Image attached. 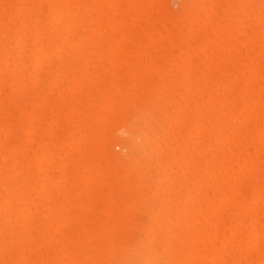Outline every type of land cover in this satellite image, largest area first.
<instances>
[{
  "label": "bare ground",
  "instance_id": "6f19581e",
  "mask_svg": "<svg viewBox=\"0 0 264 264\" xmlns=\"http://www.w3.org/2000/svg\"><path fill=\"white\" fill-rule=\"evenodd\" d=\"M0 264H264V0H0Z\"/></svg>",
  "mask_w": 264,
  "mask_h": 264
}]
</instances>
